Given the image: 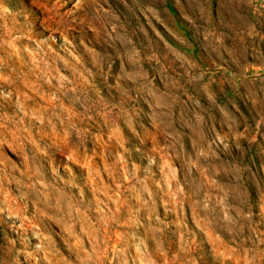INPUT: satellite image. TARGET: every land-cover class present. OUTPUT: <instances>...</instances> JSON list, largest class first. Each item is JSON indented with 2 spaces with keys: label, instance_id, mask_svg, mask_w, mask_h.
Here are the masks:
<instances>
[{
  "label": "rangeland",
  "instance_id": "obj_1",
  "mask_svg": "<svg viewBox=\"0 0 264 264\" xmlns=\"http://www.w3.org/2000/svg\"><path fill=\"white\" fill-rule=\"evenodd\" d=\"M0 264H264V0H0Z\"/></svg>",
  "mask_w": 264,
  "mask_h": 264
}]
</instances>
